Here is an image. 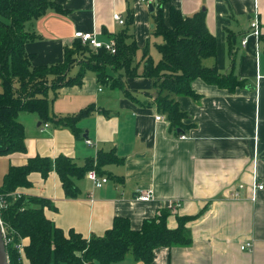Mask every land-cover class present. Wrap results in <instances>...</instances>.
<instances>
[{
    "label": "crops",
    "instance_id": "1",
    "mask_svg": "<svg viewBox=\"0 0 264 264\" xmlns=\"http://www.w3.org/2000/svg\"><path fill=\"white\" fill-rule=\"evenodd\" d=\"M55 1L63 10L49 7L26 23L35 34L25 45L34 65L64 61L65 49L73 46L77 31L95 33L106 41L128 29L129 41L139 46L137 61L144 47L149 46L150 52L158 5L150 11L151 3L143 0ZM165 1L167 22L172 6L187 16L205 11L207 26L217 40L216 56L205 64L221 73L233 71L244 84L230 91L194 79L191 87L197 97L173 94L187 113L184 127L177 130L165 113V119H156L161 112L153 78L125 77L126 92L102 83L96 72L87 70L81 85L49 90L51 120L21 112L27 150L0 155L8 163L4 175L10 165L26 164L37 155L56 159L63 154L83 165L101 150H115L125 161L103 165L109 180L100 187H94L87 176L76 179L77 198L66 196L55 170L47 178L32 172L33 185L19 191L50 199L53 206L45 209L46 215L65 231L73 228L87 237L104 235L116 216L128 217L132 227L139 229L145 219L178 201L167 224L176 228L177 215H198L188 224L193 240L186 246L157 248L152 264H264V188L257 189L253 199L255 182L264 184V39L252 34L251 28L258 18L264 35V0ZM115 13L121 14L123 24ZM80 67L76 64L71 72ZM143 70L141 63L138 71ZM140 79L147 83H139ZM149 85L151 92L139 90ZM130 93H137V99ZM91 104L94 110L77 122L81 136L58 122ZM147 190H152L151 200L137 198ZM236 191L238 197L233 196ZM248 241L252 246L242 249ZM24 264L31 263L25 259ZM111 264L145 263L130 253Z\"/></svg>",
    "mask_w": 264,
    "mask_h": 264
},
{
    "label": "trees",
    "instance_id": "2",
    "mask_svg": "<svg viewBox=\"0 0 264 264\" xmlns=\"http://www.w3.org/2000/svg\"><path fill=\"white\" fill-rule=\"evenodd\" d=\"M165 2H160L155 15L154 33L163 37V42L158 44L161 53L158 62L149 54V46L143 48L142 59L137 61L139 46L136 41H129L130 34L125 29L114 38L115 53L106 48H94L77 38L72 47H66L64 61L34 65L25 45L35 34L27 29L26 23L40 17L49 7L63 9L55 0H0V81L3 87L0 91V155L27 150L25 126L19 120L21 112L38 113L43 121L51 120L49 90L63 84L81 85L87 70L96 72L102 83L126 92L125 77L153 78L159 92L155 96L159 111L167 115L177 130L184 127L187 113L181 110L173 94L197 97L191 87L194 79L202 78L230 91L242 86L244 81L233 71L221 73L216 66L205 64L206 59L217 53L216 36L207 26L205 11L187 16L180 8L172 6L167 22ZM133 20L131 17V23ZM260 37L264 39L263 34ZM141 63L144 64L142 73L138 71ZM76 64H80V70L71 75ZM94 108L91 104L58 122L69 126L79 137L81 131L77 122ZM124 161L115 150H101L96 158H89L83 165L63 154L56 159L37 155L30 157L26 164L10 165L0 181V195L7 201V205H0V214L11 239L7 245L9 263L24 264L28 259L31 264H111L131 253L137 260L152 264L157 248L189 245L193 238L188 224L198 215H177L178 226L170 228L167 218L172 209L167 208L145 219L139 229L132 227L128 217L116 216L113 226L104 235L87 237L73 228L65 231L46 215L45 209L53 206L50 199L23 192L18 198L13 196L20 188L33 185L29 179L32 172H40L47 178L55 170L66 196L77 198L80 187L76 179L86 176L91 169L103 175L106 173L101 170L103 165ZM22 241L23 250L19 251L17 244Z\"/></svg>",
    "mask_w": 264,
    "mask_h": 264
},
{
    "label": "built area",
    "instance_id": "3",
    "mask_svg": "<svg viewBox=\"0 0 264 264\" xmlns=\"http://www.w3.org/2000/svg\"><path fill=\"white\" fill-rule=\"evenodd\" d=\"M146 2H150V3H154L155 1H157V4H153V5H159L160 0H143ZM114 17L121 23H124V19L122 18L121 14L119 13H115ZM251 28H252V34H254L255 36H257L258 38L260 37L261 33V26H260V22L258 20V18H255L252 22H251ZM75 36L80 38L83 43H87L90 44L92 47L94 48H106L108 51H110L111 53H115L116 52V42L114 39H109V40H100L99 38L96 37L95 33L92 32H83V31H77L75 33ZM247 38L245 37L243 39V44L246 45L247 43ZM157 120H162L165 119V116L163 115V113H160L156 116ZM45 126H49V123H46ZM87 142L89 144H92V141L90 139H87ZM87 178L93 183L94 187H100L103 184H105L109 179L107 176L105 175H100L96 169H91L87 172L86 174ZM244 184H240L239 188H243ZM264 188V184L263 183H258L255 182V184L253 185V199L256 200L257 198V193L256 190L257 189H263ZM22 194L21 192H16L13 194L14 197L18 198L20 197ZM233 196L238 197L239 193L238 191H236L235 193H233ZM138 199L142 200V201H149L153 198V193L152 190H147L142 192L140 195L137 196ZM7 205V201L6 198L4 197V195H0V205ZM180 205V202L175 201L171 204V209H175ZM0 225L2 227L3 230V234H4V239L6 242V245H8L11 241V239L7 236L6 233V227L4 225V222L2 220L1 214H0ZM23 246L24 243L23 241L17 244V248L19 251L23 250ZM252 246V242H246L245 244L242 245V249H249Z\"/></svg>",
    "mask_w": 264,
    "mask_h": 264
},
{
    "label": "rangeland",
    "instance_id": "4",
    "mask_svg": "<svg viewBox=\"0 0 264 264\" xmlns=\"http://www.w3.org/2000/svg\"><path fill=\"white\" fill-rule=\"evenodd\" d=\"M161 41H163V37L161 35H157V34L156 35H153L152 36V40L150 41V53H151V55H152V57H153V59H154L155 62H158L160 60V58H161V53L158 52L157 47H156V45L158 43H160ZM138 51H139V49H138ZM138 51H137V54L139 56L140 55V52H138ZM138 56H137V59H138ZM79 58H82V57H79ZM76 69L71 72L72 75H74L77 72ZM143 80L144 79H140L139 83H141V84L142 83H147V81H143ZM148 87H150V88H143V89H139V90L141 92H144V91L151 92L153 88L151 87V85H149ZM2 89H3L2 83L0 81V91H2ZM158 94H159V92H158V90H156L155 91V96H157ZM134 95L135 96H138L137 93H134ZM7 165H8L7 161H5L4 159H2L0 157V179L3 177L5 171L7 170Z\"/></svg>",
    "mask_w": 264,
    "mask_h": 264
},
{
    "label": "water",
    "instance_id": "5",
    "mask_svg": "<svg viewBox=\"0 0 264 264\" xmlns=\"http://www.w3.org/2000/svg\"><path fill=\"white\" fill-rule=\"evenodd\" d=\"M155 7L151 3L150 4V11H154ZM87 136V134H85ZM0 264H10L9 263V256H8V251H7V245L4 239V234L2 227L0 225Z\"/></svg>",
    "mask_w": 264,
    "mask_h": 264
}]
</instances>
